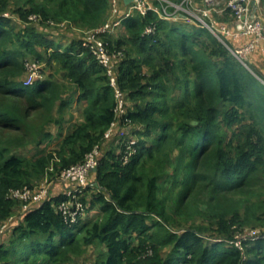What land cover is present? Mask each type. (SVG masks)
<instances>
[{
    "label": "trees",
    "instance_id": "obj_1",
    "mask_svg": "<svg viewBox=\"0 0 264 264\" xmlns=\"http://www.w3.org/2000/svg\"><path fill=\"white\" fill-rule=\"evenodd\" d=\"M107 14L108 0H0V226L17 212L0 264H69L97 246L94 264H264V229L236 237L260 219L259 206L238 195L264 165V82L207 29L133 14L104 39L122 52L114 70L125 112L117 117L105 68L84 34L68 31L94 29ZM51 20L64 25L50 29ZM151 23L156 32L144 34ZM27 56L56 65L70 87L53 72L25 85ZM74 101L81 120L47 149ZM221 115L226 126L248 120L231 151ZM116 119L127 134L105 139ZM95 145L98 165L78 196L83 217L66 221L58 210L65 195L51 192L20 212L10 190L32 187L54 156L55 177Z\"/></svg>",
    "mask_w": 264,
    "mask_h": 264
},
{
    "label": "built area",
    "instance_id": "obj_2",
    "mask_svg": "<svg viewBox=\"0 0 264 264\" xmlns=\"http://www.w3.org/2000/svg\"><path fill=\"white\" fill-rule=\"evenodd\" d=\"M253 3H259L260 0H133L128 5H124L122 0H108V14L106 21L94 28L84 32L82 45L87 47L94 56L97 63L103 66L108 75L110 84L115 89L117 104L115 114L117 117L124 114V100L117 88L115 63L116 59L122 55L121 51L110 49L104 40L107 36H114L117 29L121 27L122 21L133 14L145 16L147 12H154L160 20L168 22H182L200 28L207 29L212 33L241 63L246 66L248 55L259 45L264 38V22L257 19L252 14ZM224 12H229L234 20L233 28H229L226 24H222L219 17ZM8 16V13L4 14ZM33 18H35L33 16ZM64 25V22L60 23ZM156 32L155 24H148L143 33L154 34ZM239 36H247V41L240 46H232L226 42V37L237 38ZM228 41V40H227ZM38 66L30 68V74L24 78V84L30 85L35 80L41 79L42 76L38 72ZM118 119L113 122L110 128L105 132L104 138H110L113 132H117L119 137L127 134L122 132V128L118 126ZM134 140L128 139L125 142L127 148L126 158L133 152ZM99 146L95 145L89 151L84 159L76 164L63 168L55 177H51L53 172V162L59 159L54 156L52 163L47 167L44 177L40 180V184L32 187L23 186L18 189H12L9 196L20 202V212L26 211L29 207L45 200L50 192L52 185L60 182L64 185L65 190L62 194L65 198L58 204V210L66 221L72 223L85 215L84 206L78 200L79 194L82 193L91 182L88 180V174L98 165ZM11 216L7 223L0 227V234L5 231L9 222L14 217ZM251 231V230H250ZM245 232L238 238L246 236H257L259 230ZM241 248L240 241L236 242Z\"/></svg>",
    "mask_w": 264,
    "mask_h": 264
},
{
    "label": "rangeland",
    "instance_id": "obj_3",
    "mask_svg": "<svg viewBox=\"0 0 264 264\" xmlns=\"http://www.w3.org/2000/svg\"><path fill=\"white\" fill-rule=\"evenodd\" d=\"M17 1L18 0H14V2H17ZM13 20H14L13 22L15 24H18V21L16 18ZM30 20H35V19H33V16H30ZM31 23H35V22H31ZM31 23H27V24L29 25ZM48 25H49L50 29L59 28V27L63 26V25H60V23L59 24L54 23L53 20H51L48 23ZM86 30H88V29L87 28H81V27H73V29L71 28V30H68V31H71L74 34H84V32ZM118 30H119L118 34L122 32V28H119ZM25 66H26V71H25L23 78H25L26 76H28L30 74V72H31L30 68L31 67L38 66L39 67L38 72L42 76V78H46V77L50 76L49 74L51 72H53L58 81L63 82L64 85L66 86V88L70 87L69 84H67V82L62 78V71H60L59 69L55 70L57 67L56 65H53L54 67L51 68V67H48L46 65V63H44L43 61H38L32 56H27L25 59ZM69 92H71V91H69ZM74 97H75V93H74ZM80 108H81L80 103L74 101L72 103V105L66 109L65 115H64L65 122H64V126L62 128V134L59 136H56L57 131H54L56 129V127H53L52 132H53V135L55 137H54L53 141H51L50 143H48L46 145L47 149H51L53 146H55L56 143L60 140V138L63 135H65V132L68 131L74 123H77L81 120V118H80L81 117V109ZM228 111H229V109H228ZM219 118H220V125L225 132L224 146L228 151H231L228 147H233L234 145H236L237 139L239 138V130H240L239 125L241 123L245 122L247 119H245L243 117L240 122L235 121L230 126H226L223 122V116L221 115ZM126 131H127L126 129L122 128V132L124 134H126ZM34 151H35V149H33V147H30L28 149V151L26 152V154L28 156H31V154H33ZM41 181L39 180V181L35 182L34 185L40 184ZM247 186L252 188V190L249 191V193H247V194L241 193L238 196H241V197L242 196H248L249 197V203L255 202L259 206V208L256 211V215L259 216L260 219L258 221H256L255 219L251 220V222L248 223L249 225H244L243 231L240 234L238 233L236 235V237L243 236L241 234H243L244 232L246 234V232H248L250 230H251L250 231L251 233H249V234H252L254 230L256 231L259 229H264V165H262L260 167V171H258L257 174H255V176H253L250 179L249 185H247ZM199 198H203V197L201 195H199ZM12 216L13 217L17 216V212L13 213ZM193 222H196V224H197V221H193ZM257 222L259 223V225H257L258 224ZM10 223L11 222H9V224ZM178 224L180 225V224H182V222H178ZM252 224H256L257 227L256 228L252 227V226H255ZM8 226H6L5 231L0 234V244L2 242L4 243V245L7 244L6 240L9 237ZM245 226H246V228H245ZM99 252H100V247L97 246L95 248H92L91 251H87L81 259H79L75 262H70L69 264H94V261L96 259V255Z\"/></svg>",
    "mask_w": 264,
    "mask_h": 264
},
{
    "label": "crops",
    "instance_id": "obj_4",
    "mask_svg": "<svg viewBox=\"0 0 264 264\" xmlns=\"http://www.w3.org/2000/svg\"><path fill=\"white\" fill-rule=\"evenodd\" d=\"M251 5H252V14L257 19L264 22V0H260V2L257 4L253 3L252 1ZM219 20L222 24H226L229 28H233L234 26V20L232 16L229 14V12H224L223 15L219 17ZM118 29L117 32L119 31ZM226 39L228 40L229 44H231L232 46H240L247 41L248 37L247 36H239L237 38L226 37ZM247 62L252 67V69L260 76L259 77L257 75L259 79L264 82V38L260 41L259 45L248 55ZM64 190H65L64 185L60 182H56L52 185L51 193L61 194L63 193ZM93 214L94 212H91V215ZM15 218H17V216H14V219Z\"/></svg>",
    "mask_w": 264,
    "mask_h": 264
},
{
    "label": "water",
    "instance_id": "obj_5",
    "mask_svg": "<svg viewBox=\"0 0 264 264\" xmlns=\"http://www.w3.org/2000/svg\"><path fill=\"white\" fill-rule=\"evenodd\" d=\"M124 5H128L133 0H122Z\"/></svg>",
    "mask_w": 264,
    "mask_h": 264
}]
</instances>
